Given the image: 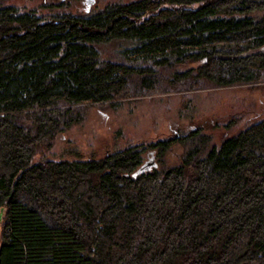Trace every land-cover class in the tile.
Returning a JSON list of instances; mask_svg holds the SVG:
<instances>
[{
  "label": "trees",
  "instance_id": "trees-1",
  "mask_svg": "<svg viewBox=\"0 0 264 264\" xmlns=\"http://www.w3.org/2000/svg\"><path fill=\"white\" fill-rule=\"evenodd\" d=\"M75 2L0 0V264H264V113L47 156L87 105L264 82V0Z\"/></svg>",
  "mask_w": 264,
  "mask_h": 264
},
{
  "label": "rangeland",
  "instance_id": "rangeland-1",
  "mask_svg": "<svg viewBox=\"0 0 264 264\" xmlns=\"http://www.w3.org/2000/svg\"><path fill=\"white\" fill-rule=\"evenodd\" d=\"M59 1L11 0L19 8H35L42 14L53 9L58 11ZM88 1L76 0L77 10L85 11ZM98 1L103 4L106 0ZM242 112L249 117L264 113V82L251 87H215L185 93L158 91L113 106L109 103L90 104L85 110V118L60 133L53 155L47 156L57 159L104 157L130 143L176 140L199 127L219 142L241 125V121L235 125L233 120H238V114ZM172 149L170 158L175 160L182 148L179 143H174ZM147 158H152L151 153Z\"/></svg>",
  "mask_w": 264,
  "mask_h": 264
},
{
  "label": "water",
  "instance_id": "water-1",
  "mask_svg": "<svg viewBox=\"0 0 264 264\" xmlns=\"http://www.w3.org/2000/svg\"><path fill=\"white\" fill-rule=\"evenodd\" d=\"M1 217H2V212L0 213V219H1Z\"/></svg>",
  "mask_w": 264,
  "mask_h": 264
}]
</instances>
